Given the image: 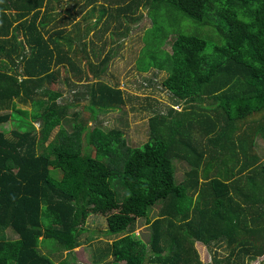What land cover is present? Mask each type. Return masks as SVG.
I'll return each mask as SVG.
<instances>
[{
    "label": "trees",
    "instance_id": "1",
    "mask_svg": "<svg viewBox=\"0 0 264 264\" xmlns=\"http://www.w3.org/2000/svg\"><path fill=\"white\" fill-rule=\"evenodd\" d=\"M53 1L0 0V124L12 125L11 135L0 128V264H75L63 254L94 237L92 214L105 215L104 234L117 236L103 253L112 264H264V163L255 149L259 138L264 146V0H107L101 8L71 0L86 10L85 31ZM143 8L151 24L136 67L166 71L175 105L152 110L148 140L132 146L122 129L100 124L126 104L124 89L104 80L117 49H92L94 61L81 37L104 29L125 40ZM69 22L76 36L66 34ZM63 62L85 90L71 81L74 98L60 103L52 69ZM178 159L190 165L181 181Z\"/></svg>",
    "mask_w": 264,
    "mask_h": 264
},
{
    "label": "rangeland",
    "instance_id": "2",
    "mask_svg": "<svg viewBox=\"0 0 264 264\" xmlns=\"http://www.w3.org/2000/svg\"><path fill=\"white\" fill-rule=\"evenodd\" d=\"M103 5L110 6V3L107 0H98L96 2V7L98 8H101ZM73 7L74 6L71 0H54L52 8H54V12L59 13V17L68 16V9H70L73 14H75L73 22L78 21L81 23L83 29V27L87 25V22L85 21L86 10L78 13V9H74ZM141 12L142 19L138 22L134 21L133 29L125 40H118V37L116 36H113L112 38V36H110V31H106L104 29H102L104 34H100L102 30L99 31L97 29L95 31L91 29L84 37H81L85 42H87L86 50L89 54L91 53V59L94 61H98V58L92 53V49H95L96 53L103 51L105 54L110 50L117 49L114 54L115 58L111 62L109 73L106 75L104 80L113 84H118L122 89H124L126 104L106 113H102L100 116V124L107 130L113 127L122 129L128 144L132 146L142 145L148 140L149 118L155 114L152 110L157 109V112L160 111L162 113H166L169 107L175 105V99L162 84L163 79L167 76L166 71L160 72L151 70L149 72H140L137 70V60L145 43L143 40L144 29L151 24V19L147 15V10L143 8V11L141 10ZM98 15L99 11L95 12L93 16L94 18L91 22L92 24H94L96 19L99 18ZM104 18L105 17L102 19V23L106 21ZM183 23H192L194 25L190 18H182L180 25H183ZM63 27L73 30L71 33V30H68L66 34L70 36L77 35V32L74 31L72 26V22H69ZM97 27H99V25ZM82 31L85 30L83 29ZM202 33L204 32L200 31L199 34L202 35ZM113 40H115V42ZM172 40L173 38L170 37L165 45V47L169 50ZM98 57L101 59L103 56L101 55ZM52 70L56 72V81H54L53 87L54 89L63 92V97L61 98L62 100H59L60 103L71 102L74 98L73 93L70 91L71 81L75 82L76 88L80 89V91L83 92V90H85L84 85L75 78L73 71L69 68L67 63L63 62V64L53 66ZM86 81L87 80H84L83 83ZM83 103H86V100H82V104ZM183 105L185 104L181 103L180 105H176L175 108L181 110L183 109ZM18 107L32 109V105L30 103H19ZM73 110H75V108L71 111ZM1 113H3V111H0V114ZM63 124H65L68 128L71 127L68 120H65ZM0 128L4 130L7 135H11V122L7 121L0 124ZM36 128L39 130V122L36 123ZM58 129L59 128L56 127L52 131L49 138L46 140V144L53 139ZM258 140L259 142H257L255 149L260 153V155H263L262 163H264L263 142L260 138ZM189 169L190 165L185 160H176L177 181H181L185 178V174ZM158 208L159 207L154 208L155 214H157ZM86 226L92 232L94 237L90 240H86V237L83 236V243L75 248L72 253L67 251L64 252L63 258H66L75 264H112L113 255L110 254L109 256H103V253H106L108 250L109 244L115 237H117L106 236L104 234V231L108 227L107 217L103 214H92L88 218ZM147 231H149V229L145 223L140 222L137 224L136 233L142 236L145 241L148 240L146 236ZM5 235L9 239L18 237V235L12 230H7ZM196 247L203 261H211L212 256L209 251L210 249H208L205 244L197 242ZM40 250L41 252L50 254V256L54 257L52 252L47 247L41 246ZM220 254H227V251L222 249ZM54 260L56 261V264H60L59 258L54 257ZM260 260L261 258L253 260L252 264H260ZM120 264L123 263L121 262Z\"/></svg>",
    "mask_w": 264,
    "mask_h": 264
}]
</instances>
